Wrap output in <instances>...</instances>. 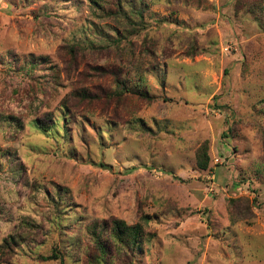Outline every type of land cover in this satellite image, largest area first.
I'll return each mask as SVG.
<instances>
[{"label": "rangeland", "instance_id": "obj_1", "mask_svg": "<svg viewBox=\"0 0 264 264\" xmlns=\"http://www.w3.org/2000/svg\"><path fill=\"white\" fill-rule=\"evenodd\" d=\"M112 1L0 0V264H264V0Z\"/></svg>", "mask_w": 264, "mask_h": 264}, {"label": "trees", "instance_id": "obj_2", "mask_svg": "<svg viewBox=\"0 0 264 264\" xmlns=\"http://www.w3.org/2000/svg\"><path fill=\"white\" fill-rule=\"evenodd\" d=\"M90 3H93L94 5H98L97 0H89ZM112 3L116 6V10L118 11L121 7V0H113ZM94 9V8H92ZM112 11V10H111ZM108 14L110 11H105ZM117 89H116V95H120L123 92V89L125 91L130 92L131 94H134L138 98L150 102L152 101V97L144 91H140L138 89H127L125 82H121L119 84V81H117ZM77 97H80L82 100L90 99V96L84 93V91L79 92ZM64 105V104H63ZM65 106V105H64ZM54 116L52 113H44L37 118V120H34L36 124V128L40 129L42 132L51 133V131L54 130ZM208 145L206 142H204L197 150L196 153V165L200 170H206L209 167V161L210 157L208 154ZM233 202L235 205L236 202L231 198L230 202ZM240 206V204H236V207ZM236 210L240 212H246V206L244 208H235ZM143 221L146 222L147 217L144 216ZM95 225V224H94ZM107 222H102L101 226H95L93 227L90 232L93 237V241L95 244V247L98 249L97 254L98 258H86L85 261L88 264H98L100 262H103V264H109L108 262V256L109 254H112L110 252L115 251L116 254L120 255L119 258H125L122 259V262L124 264H131L132 258H134L136 249L141 245L142 243V235L144 233V228L141 223H136L134 225H127L124 221L120 219L113 218L111 219V223L109 228L107 229ZM107 231V234L105 233ZM12 232L10 235H8L7 238H4L0 246H2L1 251L6 256L11 250L14 249V246L19 245L21 242L20 239L18 240ZM57 258L62 259L60 255H57L56 251H52L51 254L47 256H42V260L48 261V260H55ZM61 264L63 262L61 261Z\"/></svg>", "mask_w": 264, "mask_h": 264}]
</instances>
